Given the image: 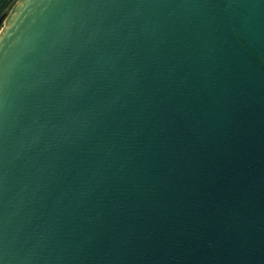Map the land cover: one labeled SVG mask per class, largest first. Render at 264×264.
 <instances>
[{"label":"water","instance_id":"water-1","mask_svg":"<svg viewBox=\"0 0 264 264\" xmlns=\"http://www.w3.org/2000/svg\"><path fill=\"white\" fill-rule=\"evenodd\" d=\"M0 264H264V0H17Z\"/></svg>","mask_w":264,"mask_h":264},{"label":"trees","instance_id":"trees-1","mask_svg":"<svg viewBox=\"0 0 264 264\" xmlns=\"http://www.w3.org/2000/svg\"><path fill=\"white\" fill-rule=\"evenodd\" d=\"M17 0H0V17L10 11Z\"/></svg>","mask_w":264,"mask_h":264}]
</instances>
